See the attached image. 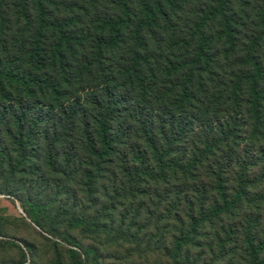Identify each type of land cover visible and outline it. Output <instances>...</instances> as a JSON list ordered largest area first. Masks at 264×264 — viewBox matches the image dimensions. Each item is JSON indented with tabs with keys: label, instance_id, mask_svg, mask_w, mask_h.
<instances>
[{
	"label": "trees",
	"instance_id": "16d2710c",
	"mask_svg": "<svg viewBox=\"0 0 264 264\" xmlns=\"http://www.w3.org/2000/svg\"><path fill=\"white\" fill-rule=\"evenodd\" d=\"M33 158L67 176L120 165L171 186L178 174L202 209L198 168L214 161L211 216L254 195L262 207L264 0H0V165L14 176ZM40 209H27L39 228ZM243 241L264 264V237Z\"/></svg>",
	"mask_w": 264,
	"mask_h": 264
},
{
	"label": "rangeland",
	"instance_id": "374dc122",
	"mask_svg": "<svg viewBox=\"0 0 264 264\" xmlns=\"http://www.w3.org/2000/svg\"><path fill=\"white\" fill-rule=\"evenodd\" d=\"M213 164L198 168V184L210 192L204 209L176 192L178 174L169 186L120 165L68 176L34 158L16 166L14 176L7 164L0 165V264H249L243 236L264 237V205L254 195L234 212L211 216L222 205ZM255 167L253 176L261 170ZM237 182L230 171L231 198ZM256 188L250 189L257 193ZM32 206H41L43 227L29 219ZM75 218L86 225L76 226ZM182 236L189 243L176 253L175 240Z\"/></svg>",
	"mask_w": 264,
	"mask_h": 264
}]
</instances>
